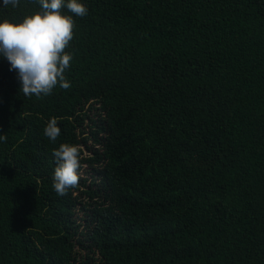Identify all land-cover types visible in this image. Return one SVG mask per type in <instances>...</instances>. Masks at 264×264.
I'll use <instances>...</instances> for the list:
<instances>
[{"label": "trees", "instance_id": "1", "mask_svg": "<svg viewBox=\"0 0 264 264\" xmlns=\"http://www.w3.org/2000/svg\"><path fill=\"white\" fill-rule=\"evenodd\" d=\"M80 2L69 89L26 97L0 56V264H264V0Z\"/></svg>", "mask_w": 264, "mask_h": 264}, {"label": "clouds", "instance_id": "2", "mask_svg": "<svg viewBox=\"0 0 264 264\" xmlns=\"http://www.w3.org/2000/svg\"><path fill=\"white\" fill-rule=\"evenodd\" d=\"M40 10L26 15L21 22L4 19L0 22V56L16 70L26 97L37 98L52 94L58 85L69 89L65 76L73 56L66 49L74 37L73 16L84 17L87 7L80 0H34ZM3 6L18 7L20 0H2ZM67 9L71 15L65 14ZM58 118L52 117L44 128V135L53 143L60 136ZM7 137L0 135V140ZM56 167L53 188L59 196H65L78 186L81 167L79 145L61 143L54 149Z\"/></svg>", "mask_w": 264, "mask_h": 264}, {"label": "rangeland", "instance_id": "3", "mask_svg": "<svg viewBox=\"0 0 264 264\" xmlns=\"http://www.w3.org/2000/svg\"><path fill=\"white\" fill-rule=\"evenodd\" d=\"M86 128H87V126H86ZM81 174H82L83 176H87V172H86V171L81 172Z\"/></svg>", "mask_w": 264, "mask_h": 264}]
</instances>
